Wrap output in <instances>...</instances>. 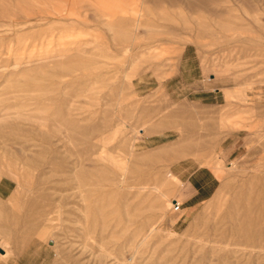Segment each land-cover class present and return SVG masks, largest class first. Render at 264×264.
Segmentation results:
<instances>
[{"label":"rangeland","instance_id":"374dc122","mask_svg":"<svg viewBox=\"0 0 264 264\" xmlns=\"http://www.w3.org/2000/svg\"><path fill=\"white\" fill-rule=\"evenodd\" d=\"M0 248L264 264V0H0Z\"/></svg>","mask_w":264,"mask_h":264},{"label":"crops","instance_id":"0c3cea01","mask_svg":"<svg viewBox=\"0 0 264 264\" xmlns=\"http://www.w3.org/2000/svg\"><path fill=\"white\" fill-rule=\"evenodd\" d=\"M202 171V170H201ZM200 173V172H199ZM202 173V172H201ZM203 174H200L199 176H198V178H200V179H203ZM196 180H197V178H195ZM200 190L201 191H203V186H201V187H198V189H196L195 190V194H198V193H200ZM1 250H2V252H0V253H2V254H4L3 252V249L2 248H0ZM1 255V254H0ZM2 256V255H1ZM3 257V256H2Z\"/></svg>","mask_w":264,"mask_h":264},{"label":"bare ground","instance_id":"6f19581e","mask_svg":"<svg viewBox=\"0 0 264 264\" xmlns=\"http://www.w3.org/2000/svg\"><path fill=\"white\" fill-rule=\"evenodd\" d=\"M65 184H66V188H65L66 190H71L74 188L73 185L71 184V182H67Z\"/></svg>","mask_w":264,"mask_h":264},{"label":"water","instance_id":"95a60500","mask_svg":"<svg viewBox=\"0 0 264 264\" xmlns=\"http://www.w3.org/2000/svg\"><path fill=\"white\" fill-rule=\"evenodd\" d=\"M0 252H2V250L0 249Z\"/></svg>","mask_w":264,"mask_h":264}]
</instances>
